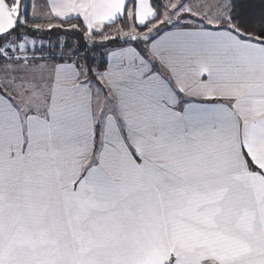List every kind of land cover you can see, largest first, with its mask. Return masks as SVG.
Here are the masks:
<instances>
[{
	"label": "snow or ice",
	"instance_id": "snow-or-ice-1",
	"mask_svg": "<svg viewBox=\"0 0 264 264\" xmlns=\"http://www.w3.org/2000/svg\"><path fill=\"white\" fill-rule=\"evenodd\" d=\"M0 264H264V0H0Z\"/></svg>",
	"mask_w": 264,
	"mask_h": 264
},
{
	"label": "rangeland",
	"instance_id": "rangeland-1",
	"mask_svg": "<svg viewBox=\"0 0 264 264\" xmlns=\"http://www.w3.org/2000/svg\"><path fill=\"white\" fill-rule=\"evenodd\" d=\"M208 2H209V3H211V2H212V0H208Z\"/></svg>",
	"mask_w": 264,
	"mask_h": 264
},
{
	"label": "crops",
	"instance_id": "crops-1",
	"mask_svg": "<svg viewBox=\"0 0 264 264\" xmlns=\"http://www.w3.org/2000/svg\"><path fill=\"white\" fill-rule=\"evenodd\" d=\"M40 2L42 3V0H40Z\"/></svg>",
	"mask_w": 264,
	"mask_h": 264
}]
</instances>
